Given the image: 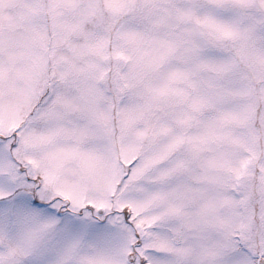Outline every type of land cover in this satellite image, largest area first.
I'll use <instances>...</instances> for the list:
<instances>
[{
	"label": "snow or ice",
	"instance_id": "6c2138e0",
	"mask_svg": "<svg viewBox=\"0 0 264 264\" xmlns=\"http://www.w3.org/2000/svg\"><path fill=\"white\" fill-rule=\"evenodd\" d=\"M0 264H264V0H0Z\"/></svg>",
	"mask_w": 264,
	"mask_h": 264
}]
</instances>
